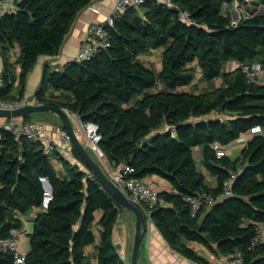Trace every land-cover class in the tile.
<instances>
[{
	"label": "trees",
	"instance_id": "obj_1",
	"mask_svg": "<svg viewBox=\"0 0 264 264\" xmlns=\"http://www.w3.org/2000/svg\"><path fill=\"white\" fill-rule=\"evenodd\" d=\"M93 1L15 0V9L0 17L1 98L25 95L39 58L60 52L78 13ZM233 1L148 0L129 6L106 26L110 46L62 70L46 65L35 94L42 103L95 122L99 145L114 165H131L135 177L159 175L170 182V190L160 191L152 219L172 248L200 264L214 263L189 246L191 241L221 255L242 249L243 264H264V242L248 248L256 224L264 223V83L248 81L241 67L264 66V12H258L264 0H252L249 14L237 25L231 24L229 6L223 10ZM17 46L20 53L14 58ZM152 48H162L160 71L139 58ZM233 60L240 66L227 70ZM196 63L209 83L199 92L184 88L196 75ZM219 78L221 84L215 85ZM51 89L62 91V98L49 95ZM30 115L20 118L28 121ZM256 124L263 132L254 134L240 155L217 156L215 142L228 144ZM72 151L83 160L74 145ZM58 155L66 173L57 169L44 142L17 137L0 125V238L22 228L23 217L37 208L26 264H87L86 247L98 238L99 264H129L114 241L124 206L89 168ZM232 171L237 172L234 194L192 215L186 196L206 189L217 197ZM41 175L53 187L46 209ZM97 212L102 213L99 220ZM0 264H14V254L0 248Z\"/></svg>",
	"mask_w": 264,
	"mask_h": 264
},
{
	"label": "built area",
	"instance_id": "obj_2",
	"mask_svg": "<svg viewBox=\"0 0 264 264\" xmlns=\"http://www.w3.org/2000/svg\"><path fill=\"white\" fill-rule=\"evenodd\" d=\"M148 0H116L114 12L110 15L105 22H92L89 24L87 38L82 42L81 48L76 55V59L84 60L94 55V53L100 47H108L111 44L110 36L106 28L107 24H114V14L123 12L129 6H140ZM237 2L239 0H236ZM15 9V0H0V17L5 12H10ZM186 15V12H184ZM240 18H233L231 24L237 25ZM196 75L190 82L192 86L199 85L202 82L203 68L196 63ZM242 70L244 71L248 81L255 82L261 75L264 66L260 62L245 63L241 64ZM3 84L0 81V86ZM42 101L37 95H24L17 99H5L0 97L1 108H17L26 104H41ZM70 117L77 120L80 127L83 129L84 134L88 143L94 146L98 152L105 158V165L109 176L113 181L123 190L130 201L139 205L145 215L152 219V209L158 203L160 198V191L166 190L161 189L156 183L147 178H140L132 176L131 173L134 168L129 164H123L120 166L114 165L106 157L104 151L99 145L101 135L99 133L98 125L93 121H84L80 114L75 111L67 110ZM1 125V124H0ZM13 131L17 137H26L34 141L44 142V148L47 152L54 154L53 160L57 157L58 153L62 155L72 154L73 139L70 133H68L62 127L55 126L53 131L47 133L46 123L43 121H22L15 123L12 121L8 125H3ZM249 133L256 134L263 132V127L260 124L252 126ZM248 138L242 140L247 144ZM231 143V142H230ZM215 142L213 147L217 150V156L221 157L226 154V148L230 145ZM237 176V172L232 171L231 177L226 183L224 191L217 197L206 189H201L195 193L188 194L186 196L187 201L190 204L191 214L196 216L204 205H212L217 200L233 195V182ZM40 180L43 185L44 193L42 198V208L46 209L49 207L53 199V187L52 183L47 175H41ZM208 180L212 182V178L208 177ZM153 220V219H152ZM24 236L21 233V229L14 227L11 229L10 235L0 238V248L3 251L12 252L14 254V264H26V253L21 246ZM264 242V223L258 222L256 224V235L252 239L248 248L253 249L258 243ZM121 257L126 259V253L124 250L120 251ZM244 263V251L237 249L233 254L223 255L222 260L219 264H243Z\"/></svg>",
	"mask_w": 264,
	"mask_h": 264
},
{
	"label": "crops",
	"instance_id": "obj_3",
	"mask_svg": "<svg viewBox=\"0 0 264 264\" xmlns=\"http://www.w3.org/2000/svg\"><path fill=\"white\" fill-rule=\"evenodd\" d=\"M116 0H94L92 3H90L88 6L83 8L77 15L72 28L68 35L65 38V41L62 45V48L60 52L57 55L48 56L43 55L39 58L38 62L35 64L34 68L30 72L27 83H26V95H35L38 89L40 88L42 78L45 71V66L49 65L53 70H62L64 66L76 59V55L78 54L82 42L87 38L88 35V29L89 24L92 22H105L107 18L113 14L114 7H115ZM229 6V11L232 15V18H240L242 16H247L249 14V5L246 0L244 2L241 1H233L232 4H227ZM20 49L17 46L14 51V58L19 55ZM139 58L142 60L143 63H145L147 66L154 68L156 71H160L162 68V48H152L150 51L142 53L139 55ZM240 64L238 61H231L227 63L226 69L227 70H233L237 67H239ZM3 57L2 53L0 51V81L2 79V73H3ZM21 71V64H17V73L19 74ZM19 79L16 81V84H18ZM222 82V79H216L215 85H220ZM257 82L264 83V69L259 76ZM162 86V84H160ZM209 86V83L206 81H203L198 85L192 86L191 84H188L184 88L190 91H195L194 88L199 87L198 91H201L200 87L206 88ZM62 91L60 90H49L48 94L53 95L57 99H61L62 97ZM215 113L206 115L205 117L214 116ZM49 118L50 121H53V123H46L47 126V133H50L53 131L55 126L61 125V119L58 116H54L48 113L46 116ZM4 117H0V124L1 125H7ZM75 130L81 139L82 142L86 144L88 147V150L91 152L93 157L101 163L102 167L107 170L106 168V161L105 158L98 152V150L92 146L90 143H88L86 136L84 134L83 129L78 124L77 120L73 117H71ZM167 126V125H166ZM168 127V126H167ZM166 127V128H167ZM253 136V134L249 133V131H246L241 134L240 137L233 140L230 145L226 148V153L230 155L231 157H237L241 154L242 149L246 145L242 140L248 138L250 139ZM91 147V150L89 149ZM196 152H198V160L201 159V149L197 148ZM62 155V154H60ZM197 155V154H196ZM67 160L71 161L74 164H78L81 166V168L88 170L91 172L86 164L78 158L76 155L69 154V155H62ZM53 163L57 167V169L61 172H67L66 165L63 163L59 155L53 160ZM107 172V171H106ZM210 177V176H209ZM212 178V177H211ZM150 179H152L158 187L161 189L166 188L167 190L171 189L170 182L159 175H152L150 176ZM214 179L212 178V182ZM37 213V208H33L30 212H28L24 217V225L21 229V233L24 236V240L21 243V246L24 250L28 251L30 248V240H29V233L32 230L33 226V219ZM102 216L101 212H97V218L98 220ZM148 221V230L147 233L144 236L142 247H141V255L139 262L141 264H200L192 259H189L185 255H183L181 252L177 251L176 249L172 248L162 232L159 230L157 225L154 223V221L150 218L147 219ZM100 225L97 224L95 227V231L99 232ZM135 230H136V218L134 215H131L129 213H125L124 209L121 210L119 219L115 225V232H114V241L115 245L120 252L121 250H124L126 253V262L130 264L131 260V254L132 249L134 245V237H135ZM98 243L99 238L96 240V242L88 245L86 247V253L88 256L87 264H99L98 263ZM189 246L193 247L195 250H197L200 254L203 256H206L209 258V260L214 264H219L222 260L223 255L216 254L211 249L206 248L204 245H202L199 242L191 241L189 242Z\"/></svg>",
	"mask_w": 264,
	"mask_h": 264
},
{
	"label": "water",
	"instance_id": "obj_4",
	"mask_svg": "<svg viewBox=\"0 0 264 264\" xmlns=\"http://www.w3.org/2000/svg\"><path fill=\"white\" fill-rule=\"evenodd\" d=\"M226 5V3L223 5V10H225ZM258 12H264L263 5L260 6ZM40 111L53 112L61 119V124L64 129L71 134L73 144L77 148L88 168L102 181L104 187L109 190L124 207L134 212L136 216V230L130 264H140L139 259L141 255L142 242L148 230V221L145 212L139 205L129 200L123 190L120 189V187L104 170L99 161L93 157L86 144L79 138L68 111L54 103L26 104L17 108L0 107V117L15 118Z\"/></svg>",
	"mask_w": 264,
	"mask_h": 264
},
{
	"label": "rangeland",
	"instance_id": "obj_5",
	"mask_svg": "<svg viewBox=\"0 0 264 264\" xmlns=\"http://www.w3.org/2000/svg\"><path fill=\"white\" fill-rule=\"evenodd\" d=\"M246 2H248L249 8L250 7H253L252 0H246ZM159 87H160V85H159ZM198 88L199 87H196V88H194V90L195 91H198L199 90ZM200 88L203 89L204 87H200ZM48 113L51 114V115L57 116L53 112H46V111H42L41 112L40 111V112H33V113H31L30 118L28 120H32V121H43V122L53 123V121H50L49 118L46 117L48 115ZM3 119H5L4 122H6L5 124H7V125L10 124L12 121H14L15 123H20V122L24 121L20 117H15V118H5L4 117ZM89 149L91 150V147H89ZM196 154L198 156V152H196ZM123 209H124L125 213H129L131 215H134V217L136 218V216H135V214H134L133 211H131L130 209H128L126 207H123ZM142 263L143 262L141 261V264Z\"/></svg>",
	"mask_w": 264,
	"mask_h": 264
}]
</instances>
